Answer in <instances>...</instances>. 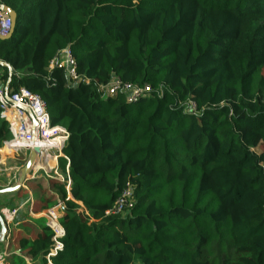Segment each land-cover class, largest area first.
Wrapping results in <instances>:
<instances>
[{
  "label": "trees",
  "instance_id": "1",
  "mask_svg": "<svg viewBox=\"0 0 264 264\" xmlns=\"http://www.w3.org/2000/svg\"><path fill=\"white\" fill-rule=\"evenodd\" d=\"M0 5L16 14L0 81L39 96L68 133L59 171L71 198L52 264H264V0ZM65 49L77 83L49 69ZM113 79L150 91L105 97ZM8 138L0 119V148ZM48 191L43 210L66 198L54 180ZM21 228L7 264H47L52 232L31 240Z\"/></svg>",
  "mask_w": 264,
  "mask_h": 264
},
{
  "label": "built area",
  "instance_id": "2",
  "mask_svg": "<svg viewBox=\"0 0 264 264\" xmlns=\"http://www.w3.org/2000/svg\"><path fill=\"white\" fill-rule=\"evenodd\" d=\"M10 27V19L4 13L2 5H0V36H7ZM53 68L64 70L69 82H78L75 63L69 49L63 50L50 61L49 69ZM149 91L148 87L139 88L122 84L117 79H113L107 87H104V96L111 97L123 93L127 101L132 103L147 96ZM0 119L7 124L9 132L8 140L0 148V180L3 181L4 188L17 185L21 169L28 161L30 154L34 152V161L29 174L20 186V190L26 194V200L17 208H3L0 210L5 225V235L2 240L5 243V248L0 251V264H7L8 244L11 241L12 230L18 225L16 223L18 211L23 207H27L28 213H33L35 203L29 183H37L43 179L54 180L62 184L66 191L65 199L57 197L42 214L47 229L53 234V247L45 256L47 264H52L50 259L61 249L59 240L64 236V230L60 224L62 217L60 213L63 214L65 203L70 195L71 180L67 167L64 175L59 171V159H65L62 151L68 140V133L60 126L51 125L49 114L39 96L25 89L9 92L7 86L1 81ZM128 197L129 191H126L121 195L110 213H120ZM26 263L29 264L27 261Z\"/></svg>",
  "mask_w": 264,
  "mask_h": 264
},
{
  "label": "crops",
  "instance_id": "3",
  "mask_svg": "<svg viewBox=\"0 0 264 264\" xmlns=\"http://www.w3.org/2000/svg\"><path fill=\"white\" fill-rule=\"evenodd\" d=\"M19 177H20V174H19ZM19 177H18V180H19ZM43 181V180H42ZM42 181H39V184L42 182ZM38 183V182H37ZM37 183H29V188L32 190V194H33V196H32V198L34 199V210H33V213L32 214H29L28 213V211H27V207H23V208H21L19 211H18V213H17V216H16V223H18V225H17V227L15 228V229H13L12 230V235H11V243L13 242V245H17L16 244V238H17V232H20V231H23L24 229H22L21 228V225L22 224H26L27 226H28V230H30V233L26 236V237H30L31 236V234H33V235H35L36 236V238L38 239L41 235H42V233H43V231L45 230V229H47V227H46V223H45V219L43 218V216H42V214L45 212V210H43V207L45 206V203H44V198L46 199V196L47 195H49V191H44L43 193H41L42 194V197L41 196H39V197H41V198H37V197H35L34 196V192H33V189L31 188V184H35V185H37ZM20 192V194L17 196V198H14V197H12L11 195L10 196H7L8 198H11V205H12V208H17L18 206H20L25 200H26V194H25V192L24 191H22V190H20L19 191ZM50 194H52V193H50ZM54 196V201H55V199H57V196L54 194L53 195ZM22 199L21 201H19V202H17L18 201V199ZM71 197H70V195H69V199H70ZM52 202H53V200H52ZM52 202H51V204H52ZM9 204V203H8ZM8 204H7V206H4V207H2L1 209H3V208H10L9 206H8ZM16 205V206H15ZM0 209V210H1ZM37 222H40V223H42L43 224V226H41L40 224H38ZM14 230L16 231V232H14ZM48 230V229H47ZM2 241V240H1ZM24 247V245L22 246V247H18V248H15L14 249V253L15 254H17V255H19L20 254V250L22 249ZM0 251H2V250H0ZM29 251V250H28ZM25 254L26 255H28V252L27 251H25ZM35 256V255H34ZM24 259H25V261H27V262H29V264H31L32 263V261L34 260L33 258H32V256L31 257H27V256H25L24 257Z\"/></svg>",
  "mask_w": 264,
  "mask_h": 264
},
{
  "label": "water",
  "instance_id": "4",
  "mask_svg": "<svg viewBox=\"0 0 264 264\" xmlns=\"http://www.w3.org/2000/svg\"><path fill=\"white\" fill-rule=\"evenodd\" d=\"M2 9H3L4 13H6L8 15L10 22H11V27H10L8 35L5 37L0 36V41H5V40L10 39L11 36L15 32L16 14L14 13V11H12L7 6H2ZM0 67L6 68L8 70V74L11 75V68L8 64L0 61ZM33 161H34V152H32L30 154L28 161L26 162V164L21 169L20 177H19L17 185L12 186V187H8V188L0 189V195L17 193L20 191V186L24 183L25 177L29 174V170H30L31 165L33 164ZM4 235H5V225H4L3 219L0 215V241L3 240Z\"/></svg>",
  "mask_w": 264,
  "mask_h": 264
},
{
  "label": "rangeland",
  "instance_id": "5",
  "mask_svg": "<svg viewBox=\"0 0 264 264\" xmlns=\"http://www.w3.org/2000/svg\"><path fill=\"white\" fill-rule=\"evenodd\" d=\"M49 183H50V181L49 180H47V179H43V181L40 183V184H38V185H35V184H31L30 186H31V188L32 189H34L35 191H37V192H35L34 193V196H36L37 198L39 197L38 196V193H39V195L41 196L42 194L41 193H43L44 191H48V188H49ZM51 191H53V192H55L54 190H51ZM17 198V197H16ZM22 199L20 198V199H18V201L17 202H19V201H21ZM10 204L11 203V198H8L7 196H1L0 197V206L2 207V206H7V204ZM16 206V205H15ZM60 215H63L62 213H60ZM38 224H40L41 226H43V224L42 223H40V222H37ZM16 230V229H15ZM14 230V232H16ZM29 239H31V240H35V239H37L36 238V236L35 235H33V234H31V236L29 237ZM24 243H25V240L24 239H21L20 241H19V243L17 244V245H13L12 246V249L14 248H18V247H22L23 245H24ZM5 248V243L3 242V241H0V250H3ZM29 251H27L28 252V255H32L33 254V252H32V249H28ZM26 262V261H25ZM39 263L41 264V261H39Z\"/></svg>",
  "mask_w": 264,
  "mask_h": 264
}]
</instances>
